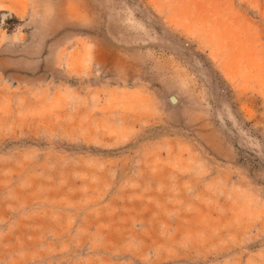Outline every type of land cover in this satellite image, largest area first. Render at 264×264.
Here are the masks:
<instances>
[{"label": "rangeland", "instance_id": "obj_1", "mask_svg": "<svg viewBox=\"0 0 264 264\" xmlns=\"http://www.w3.org/2000/svg\"><path fill=\"white\" fill-rule=\"evenodd\" d=\"M0 264H264V0H0Z\"/></svg>", "mask_w": 264, "mask_h": 264}]
</instances>
